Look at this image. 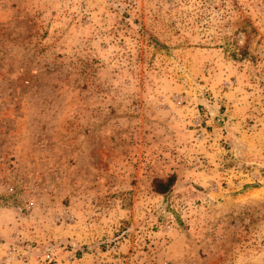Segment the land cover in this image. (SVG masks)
Segmentation results:
<instances>
[{
	"label": "rangeland",
	"instance_id": "rangeland-1",
	"mask_svg": "<svg viewBox=\"0 0 264 264\" xmlns=\"http://www.w3.org/2000/svg\"><path fill=\"white\" fill-rule=\"evenodd\" d=\"M0 264H264V0H0Z\"/></svg>",
	"mask_w": 264,
	"mask_h": 264
},
{
	"label": "trees",
	"instance_id": "trees-1",
	"mask_svg": "<svg viewBox=\"0 0 264 264\" xmlns=\"http://www.w3.org/2000/svg\"><path fill=\"white\" fill-rule=\"evenodd\" d=\"M175 181L176 177L174 174L169 175L164 180L155 178L152 181V189L156 194L165 196L170 192L175 184Z\"/></svg>",
	"mask_w": 264,
	"mask_h": 264
}]
</instances>
